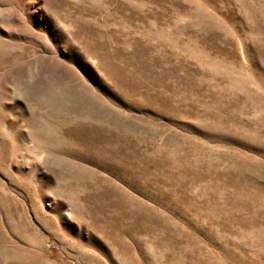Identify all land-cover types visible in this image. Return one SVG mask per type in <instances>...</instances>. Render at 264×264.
<instances>
[{
    "label": "rangeland",
    "instance_id": "1",
    "mask_svg": "<svg viewBox=\"0 0 264 264\" xmlns=\"http://www.w3.org/2000/svg\"><path fill=\"white\" fill-rule=\"evenodd\" d=\"M0 264H264V0H0Z\"/></svg>",
    "mask_w": 264,
    "mask_h": 264
}]
</instances>
